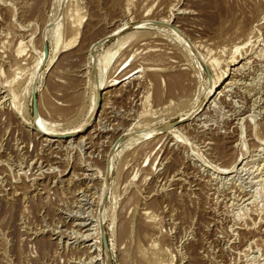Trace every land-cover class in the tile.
Returning <instances> with one entry per match:
<instances>
[{"label": "rangeland", "instance_id": "374dc122", "mask_svg": "<svg viewBox=\"0 0 264 264\" xmlns=\"http://www.w3.org/2000/svg\"><path fill=\"white\" fill-rule=\"evenodd\" d=\"M0 264H264V0H0Z\"/></svg>", "mask_w": 264, "mask_h": 264}, {"label": "bare ground", "instance_id": "6f19581e", "mask_svg": "<svg viewBox=\"0 0 264 264\" xmlns=\"http://www.w3.org/2000/svg\"><path fill=\"white\" fill-rule=\"evenodd\" d=\"M59 1H61V0H59ZM58 5H59V4H58ZM59 6H60V5H59ZM59 6H58V7H59ZM58 7H57V8H58ZM141 17H142V16H141ZM144 24H145V23H144ZM145 25H146V24H145ZM55 26H56V24H55ZM55 26H54V27H55ZM155 26H156V25H155ZM158 27H159V26H158ZM55 29H56V28H55ZM53 31L56 32L57 30H53ZM172 32H173V31H172ZM51 33H52V32H51ZM53 33H54V32H53ZM53 33H52V34H53ZM110 33H111V32H110ZM54 34H55V33H54ZM54 34H53V35H54ZM56 34H57V33H56ZM56 34H55V36H54L53 38H54V40H55V42H56V46H58V44H59V38H57V35H56ZM49 35H50V34H49ZM53 35H52V36H53ZM176 35H178V34H176ZM178 37H179V36H178ZM122 40H123V39H122ZM122 40H121V41H122ZM124 41H125V40H124ZM55 42H54V43H55ZM183 42H184V41H183ZM120 43L123 44L122 42H120ZM185 43H186V42H185ZM186 44H188V43H186ZM119 45H120V44H119ZM119 45H118V46H119ZM123 45H124V44H123ZM123 45H122V46H123ZM186 46H187V45H186ZM42 48H43V47H42ZM187 48H189V47H187ZM41 50H42V49H41ZM189 50H192V49L189 48ZM117 51H119V50H117ZM41 52H42V56H43L44 53H45L44 61L40 59L41 61H43V64H45L46 61H47L48 54L46 55L45 49H44V51H41ZM190 52H191V51H190ZM54 53H55V52H54ZM117 53H118V52L115 51L114 53H113V52H112V53H108L107 55H105V57L103 56L104 59H103L102 61H104V63L101 62V63L103 64V67H102V69L99 68V70H100V71L102 70V72H105V70L108 68V66H109V64H110V62H111V60H112V58H114V57H115V54H117ZM39 56H40V55H39ZM50 56H51V57H49L50 60L48 61V64H49V65H50V62H51V60H52V56H53L52 53L50 54ZM103 57H102V58H103ZM38 58H43V57H38ZM102 58H100V59H102ZM40 60H39V61H40ZM206 60L208 61L209 64H210V63L212 64V62L215 61V60H212V61H211L210 59H206ZM99 61H101V60H99ZM40 63H41V62H40ZM98 63H99V62H98ZM101 63L99 64V66L101 65ZM126 63H127V62H126ZM214 63H215V62H214ZM36 64H37V63H36ZM36 64H35V65H36ZM48 64H47V65H48ZM211 64H210V65H211ZM37 65H38V64H37ZM205 65H206V64H205ZM213 65H214V64H213ZM99 66H98V67H99ZM35 67H36V66H35ZM37 67H39V65H38ZM211 67H212V66H211ZM119 68H120V67H119ZM34 69H36V68H34ZM37 69H38V68H37ZM95 69L97 70V66H96V64H95ZM122 69H123V68H122ZM211 69H212V68H211ZM32 70H33V69H32ZM100 71H99V72H100ZM207 71H209V72H208L209 75H208V74H207V75L210 76V77H209V80H210V82L212 83L213 78H212V73H211V70H210L209 67H208V70H207ZM33 72H35V71H33ZM33 74H34V73H33ZM33 74L31 73V75H33ZM104 74H105V73H104ZM104 74H103V75H104ZM31 75H30V76H31ZM30 76H29V77H30ZM101 76H102V75H101ZM213 76H214V75H213ZM34 77H35V76H34ZM36 77H37V75H36ZM31 78H32V76H31ZM31 78H28V79L31 80ZM224 78H225L224 75H223L220 79L218 78L219 81H215V84H213V86L210 87V89H209L207 95L211 94V93L214 91L215 87H218V86L221 84V82L224 80ZM207 79H208V78H207ZM214 79H215V78H214ZM12 80H13V79H12ZM34 80H35V79H34ZM225 80H226V79H225ZM32 81H33V80H32ZM101 81H102V79H101ZM101 81H100V82H101ZM104 81H105V80H104ZM11 82H12V81H11ZM102 82H103V81H102ZM102 82H101V83H102ZM116 82H117L116 80H113V82L111 83V86L115 85ZM28 83H29V86L31 87V89H33V85H31L33 82L30 84V81H29ZM28 83H27V84H28ZM109 83H110V82H109ZM27 84H26V85H27ZM103 84H104V83H103ZM100 85H101V84H100ZM100 85H99V86H100ZM30 87H28V85H27L28 91H29ZM100 88H101V87H100ZM100 91H101V90H99V92H100ZM99 92H98V93H99ZM206 92H207V91H206ZM216 92H217V91H216ZM98 95H99V94H98ZM97 100H98V99H97V95H96L95 103H94V106L92 107V108H93V109H92L93 111L91 110V111L93 112L94 115H95V113H94L95 111H94V110H95V108H96V106H97V104H98V103H97ZM91 111H90V113H92ZM93 114H92V115H93ZM90 115H91V114H90ZM92 115H91V118H92ZM190 115H191V114H190ZM39 117H40V113H39V115L35 118V121H38ZM39 120L41 121L39 126L42 127L41 129H44L43 126H45L44 124L46 123V120H45V123H44V124L42 123V121H44V120H41V119H39ZM86 121H87V120H86ZM38 123H39V121H38ZM87 123H88V121H87ZM28 124H29V123H28ZM80 126H81V125H80ZM85 126H86V123L82 124V126L79 128V130L82 129V128H84ZM49 128H51V127H49ZM170 128H172L171 125H167V126L163 127L162 130H168V129H170ZM45 129H47V127H46ZM45 129H44V130H45ZM51 129H52V128H51ZM76 129H77V128H76ZM53 130H55L54 127H53ZM73 130H74V129H72V131H73ZM57 131H58V130H57ZM57 131H56L55 133H58ZM68 131H69V130H68ZM72 131H70V132H72ZM74 131H75V130H74ZM74 131H73V132H74ZM47 132H48V131H47ZM49 132H50V131H49ZM51 132H52V130H51ZM51 132H50V133H51ZM62 132H63V131H62ZM65 132H67V131H65ZM52 133H53V132H52ZM67 133H69V132H67ZM143 135H144V134H143ZM145 136H146V135H145ZM99 226H100V225H99ZM101 237H102V236H101Z\"/></svg>", "mask_w": 264, "mask_h": 264}, {"label": "water", "instance_id": "95a60500", "mask_svg": "<svg viewBox=\"0 0 264 264\" xmlns=\"http://www.w3.org/2000/svg\"><path fill=\"white\" fill-rule=\"evenodd\" d=\"M44 49H45L46 55L47 54L49 55V46H48V43L46 41H44ZM36 90H37V84L35 83L33 86V92H32L33 112H34L35 118L39 115L38 99H37Z\"/></svg>", "mask_w": 264, "mask_h": 264}]
</instances>
